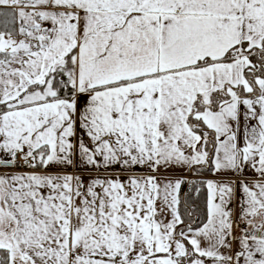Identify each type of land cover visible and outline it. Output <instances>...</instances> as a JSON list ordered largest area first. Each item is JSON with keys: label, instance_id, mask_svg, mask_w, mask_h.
I'll return each instance as SVG.
<instances>
[{"label": "snow or ice", "instance_id": "snow-or-ice-1", "mask_svg": "<svg viewBox=\"0 0 264 264\" xmlns=\"http://www.w3.org/2000/svg\"><path fill=\"white\" fill-rule=\"evenodd\" d=\"M0 264H264V0H0Z\"/></svg>", "mask_w": 264, "mask_h": 264}, {"label": "trees", "instance_id": "trees-1", "mask_svg": "<svg viewBox=\"0 0 264 264\" xmlns=\"http://www.w3.org/2000/svg\"><path fill=\"white\" fill-rule=\"evenodd\" d=\"M185 191H187V189H185Z\"/></svg>", "mask_w": 264, "mask_h": 264}]
</instances>
